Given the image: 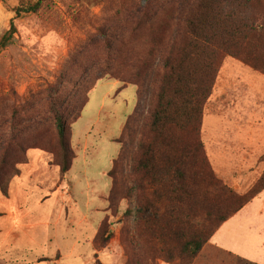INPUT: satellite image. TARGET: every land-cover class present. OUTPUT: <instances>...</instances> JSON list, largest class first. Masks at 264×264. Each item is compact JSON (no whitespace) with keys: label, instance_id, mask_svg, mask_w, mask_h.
<instances>
[{"label":"rangeland","instance_id":"rangeland-1","mask_svg":"<svg viewBox=\"0 0 264 264\" xmlns=\"http://www.w3.org/2000/svg\"><path fill=\"white\" fill-rule=\"evenodd\" d=\"M36 1L0 0V40L10 29V21L15 17L13 10ZM138 1L144 3L145 0H134ZM169 8L158 22L168 21ZM129 11L130 4L123 1L48 0L37 14L23 15L15 21L17 34L14 42L0 53V148L5 139L15 132L17 123L12 126L14 122L20 126L22 123L21 129L28 126L24 122L30 120L32 109L42 115L46 124L44 134H56L51 114L46 108L48 91L63 81V75L78 74L68 68L71 58L81 52L92 38L102 43L104 30L117 26L122 30L118 31L119 37L130 41V46L123 47L124 54L119 65L114 66L117 72H125L122 64L128 49H137L141 58V49H148L146 43H149L150 32L143 27L129 35L128 25H133ZM98 48L94 52L101 50L102 45ZM80 60L85 64L83 58ZM156 63L158 65L159 60ZM154 92L149 88L138 104L134 86H123L108 78L90 92L80 118L69 124V128L72 125L71 147L75 154L68 175L71 197H66L68 208L58 227H54L57 210L52 214L54 203L48 198H55L59 184L64 180H61L59 170L50 164L53 160L50 155L39 150L29 152V163L21 166L22 183H17L19 179H16L12 191L20 196V201L23 198L28 201L27 195H34L35 198L48 196L44 206L51 211L52 225L48 228L51 241L45 254L49 259L56 258L59 248L62 264H197L210 257L217 260L216 264H221V256H211L204 249L193 262L180 259L177 245L185 240L188 231L179 236L180 239L171 235L169 245L141 237L137 219L141 200H138L135 179L131 177L130 159L138 138L130 148L126 164L118 170V177L126 186L125 198L109 211L111 179L108 173L122 148L118 140L136 107L141 113L140 125L143 124ZM201 141L214 176L221 185L242 195L255 193L261 187L264 180L262 71L237 58L225 57L222 60L204 111ZM192 183L188 195L182 196L185 201H191L192 192L200 195L199 186L194 185V181ZM146 196L148 202L160 201L156 196ZM160 208V213H163L167 203H161ZM211 208L194 207L190 210L184 207L180 218L186 226L191 225L197 232L205 230L208 235L215 230L218 218L223 215L217 214L218 218L214 220V214L208 215ZM84 215L88 216L87 221L83 219ZM173 217L175 215L168 210L164 220L171 222ZM104 220L109 223V242L94 243ZM233 224L231 222L224 227L221 235L230 237L234 244L236 230ZM237 233L240 234L241 230ZM101 251L103 253H98ZM170 257L173 261L168 263ZM231 258L239 264L238 257ZM225 264L229 263L225 261Z\"/></svg>","mask_w":264,"mask_h":264},{"label":"trees","instance_id":"trees-1","mask_svg":"<svg viewBox=\"0 0 264 264\" xmlns=\"http://www.w3.org/2000/svg\"><path fill=\"white\" fill-rule=\"evenodd\" d=\"M47 1L22 4L13 10L15 17L0 40V53L14 42L15 21L23 15L37 14ZM115 1L130 4L133 25H128L129 35L143 27L148 29V49H141V58L137 49H128L122 64L125 72H117L114 66L119 65L123 47L130 46V41L121 39L118 33L121 29L114 26L102 32V43L92 38L75 54L68 68L78 74L63 75V81L48 91L46 108L56 134H44L46 124L36 109H32L30 120L24 122L27 127L21 129L22 123L21 126L13 123L12 126L17 123L15 132L0 148V191L8 194L11 182L21 175V166L29 163L28 154L33 150L50 155L53 159L50 164L64 180L75 157L69 124L80 118L90 92L99 82L108 78L123 86H134L138 104L152 88L155 92L143 124L140 125L141 113L136 107L118 140L122 148L108 173L111 179L109 211L125 198L126 186L118 177V170L126 164L130 148L138 138L130 159L131 177L135 179L138 200H141V209L137 211L141 237L169 245L171 235L180 239L188 231L185 240L177 245V255L193 262L219 228L264 191V180L255 193L248 195L221 185L201 141L204 111L222 60L237 58L264 73V0ZM167 8L168 21L158 22ZM99 45H102V55L101 50L94 52ZM193 181L199 186L200 195L192 192L191 201H185L182 196L188 195ZM146 194L160 201L148 202ZM164 202L167 208L160 213V204ZM184 207L190 210L212 207L208 215L214 214V220L217 214L223 215L218 218L215 230L206 235L205 230L197 232L191 225L186 226L180 218ZM168 210L175 215L174 221L164 220ZM110 235L109 223L104 220L94 243L106 244ZM239 259V264H253ZM172 261L173 257L167 260Z\"/></svg>","mask_w":264,"mask_h":264},{"label":"crops","instance_id":"crops-1","mask_svg":"<svg viewBox=\"0 0 264 264\" xmlns=\"http://www.w3.org/2000/svg\"><path fill=\"white\" fill-rule=\"evenodd\" d=\"M69 173L59 184L55 198H52L53 196L35 198L34 195H27L28 201L27 198L20 201V196L13 193L12 188L16 179H19L17 183H22L20 179L22 171L21 175L11 182L7 195H3L0 191V264H62L59 248L56 251V258L51 260L45 255L48 253L51 241L48 228L52 223L51 211L46 210L44 203L48 199L49 202L54 203L52 214L57 210L54 227H58L68 208L66 197L71 194L68 191V188H71ZM83 219L87 221L88 216L84 215ZM231 222H234L232 227L236 230L234 244L230 237L221 235L224 227ZM247 222L249 223L246 224ZM237 230H241V233L238 234ZM204 251L211 256H221V264H225V261L235 264L236 259L231 258L233 256L246 259L253 264H264V191L225 222L205 245ZM216 263L217 260L213 257L197 262V264Z\"/></svg>","mask_w":264,"mask_h":264}]
</instances>
